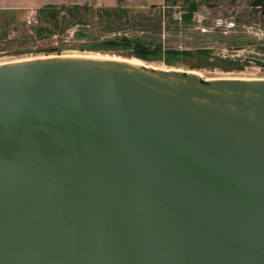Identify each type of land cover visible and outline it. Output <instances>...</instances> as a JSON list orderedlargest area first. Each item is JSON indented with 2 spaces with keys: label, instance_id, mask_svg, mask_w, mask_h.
Returning a JSON list of instances; mask_svg holds the SVG:
<instances>
[{
  "label": "water",
  "instance_id": "95a60500",
  "mask_svg": "<svg viewBox=\"0 0 264 264\" xmlns=\"http://www.w3.org/2000/svg\"><path fill=\"white\" fill-rule=\"evenodd\" d=\"M0 264H264V79L0 64Z\"/></svg>",
  "mask_w": 264,
  "mask_h": 264
},
{
  "label": "rangeland",
  "instance_id": "374dc122",
  "mask_svg": "<svg viewBox=\"0 0 264 264\" xmlns=\"http://www.w3.org/2000/svg\"><path fill=\"white\" fill-rule=\"evenodd\" d=\"M196 1L190 21L181 19L190 0L125 12L86 6L75 11V19L42 11L30 24L24 13L0 12V64L53 55L112 57L194 72L206 80L264 79V0L261 5L255 0ZM124 39L159 48L172 63L136 57L134 44ZM111 40L124 46L89 49Z\"/></svg>",
  "mask_w": 264,
  "mask_h": 264
},
{
  "label": "crops",
  "instance_id": "0c3cea01",
  "mask_svg": "<svg viewBox=\"0 0 264 264\" xmlns=\"http://www.w3.org/2000/svg\"><path fill=\"white\" fill-rule=\"evenodd\" d=\"M169 0H0V12L21 14L25 17L37 13L49 5L71 6L88 5L105 9H146L149 7L164 8ZM196 1V0H195Z\"/></svg>",
  "mask_w": 264,
  "mask_h": 264
},
{
  "label": "trees",
  "instance_id": "16d2710c",
  "mask_svg": "<svg viewBox=\"0 0 264 264\" xmlns=\"http://www.w3.org/2000/svg\"><path fill=\"white\" fill-rule=\"evenodd\" d=\"M262 0H255L254 4L255 5H261ZM88 5H71V6H54V5H49L43 9H40L37 13H41L42 11L45 12H50V16L54 17L56 14L59 13H63V15H68V16H72L73 19L76 18L75 15V11H77L78 9L81 8H85ZM198 6V2L195 0H190L188 6H187V10L186 13L182 15L181 19L186 20V21H190V19L192 18L193 12L197 9ZM96 8V7H95ZM97 9H102V10H114V11H122L125 12L128 9H123V8H119V9H105V8H97ZM127 42V44H134L135 46V51H134V55L138 58L144 59V60H155V59H160L162 58L163 60H165L167 63L171 64L172 63V59L170 58H166L163 57L159 54L160 49L159 48H153L150 49V47L145 46L141 41H135V42H130V40L128 39H124ZM124 46L123 43H120L118 41H105L103 44H101L100 46H94V47H89V49H98V48H120ZM85 48V47H84ZM172 51H168V53H170ZM176 54H179V52H173Z\"/></svg>",
  "mask_w": 264,
  "mask_h": 264
},
{
  "label": "built area",
  "instance_id": "2783aa9c",
  "mask_svg": "<svg viewBox=\"0 0 264 264\" xmlns=\"http://www.w3.org/2000/svg\"><path fill=\"white\" fill-rule=\"evenodd\" d=\"M36 14H37V13H34L33 15L28 16L27 19H26V22H27L28 24H30V23H32V22H36V21H37V19H36Z\"/></svg>",
  "mask_w": 264,
  "mask_h": 264
},
{
  "label": "bare ground",
  "instance_id": "6f19581e",
  "mask_svg": "<svg viewBox=\"0 0 264 264\" xmlns=\"http://www.w3.org/2000/svg\"><path fill=\"white\" fill-rule=\"evenodd\" d=\"M89 57H92V58H105V57H94V56H89ZM105 59H116V58H112V57H111V58H105ZM123 60H126V61H128V62H130V63L143 65L142 63L137 62V61H134V60H129V59H123Z\"/></svg>",
  "mask_w": 264,
  "mask_h": 264
}]
</instances>
